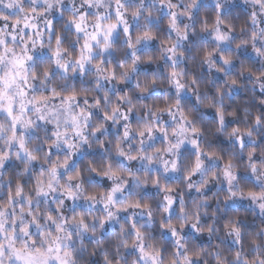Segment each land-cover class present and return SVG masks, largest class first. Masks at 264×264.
Segmentation results:
<instances>
[{"label":"clouds","instance_id":"1","mask_svg":"<svg viewBox=\"0 0 264 264\" xmlns=\"http://www.w3.org/2000/svg\"><path fill=\"white\" fill-rule=\"evenodd\" d=\"M0 264H264V0H0Z\"/></svg>","mask_w":264,"mask_h":264}]
</instances>
